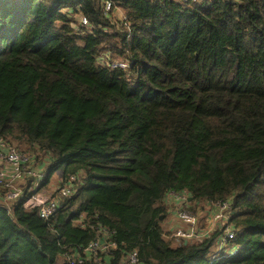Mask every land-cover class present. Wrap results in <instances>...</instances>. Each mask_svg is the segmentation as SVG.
<instances>
[{"label":"trees","instance_id":"trees-1","mask_svg":"<svg viewBox=\"0 0 264 264\" xmlns=\"http://www.w3.org/2000/svg\"><path fill=\"white\" fill-rule=\"evenodd\" d=\"M0 137L72 189L0 188V264H264V0H0ZM172 192L230 204L226 249L176 243Z\"/></svg>","mask_w":264,"mask_h":264},{"label":"built area","instance_id":"built-area-1","mask_svg":"<svg viewBox=\"0 0 264 264\" xmlns=\"http://www.w3.org/2000/svg\"><path fill=\"white\" fill-rule=\"evenodd\" d=\"M196 3H206L210 0H191ZM112 11L111 2H107L105 6V12L108 14ZM83 25L88 24L86 18H82ZM113 67H121L128 69V66L124 62L115 63ZM0 188L3 190V203L8 204L17 200H22L25 208L31 211H37L39 215L47 219L58 211L59 202L62 197L70 195L72 189L70 185L62 186L53 192H44L45 186H41L40 182L46 176V172L40 170L35 166V158L33 155L20 151L15 145L4 141L0 137ZM76 177H72V183L76 180ZM171 197H177L180 204L177 207L176 214L180 221L183 222L185 227H179L174 230L172 238L177 244L183 242L194 241L195 239H205L210 237L216 229H223L224 234L220 238V250L227 248L228 240L235 237L237 231L227 222L230 214V204L217 203L211 208H219V212L214 213V222L216 226L212 229V233L207 235L201 232L200 227L197 226V217L192 211L190 204V196L187 193L177 194L170 193L166 201L170 202ZM211 210V211H212ZM212 216L210 215V220ZM111 245L99 244L97 242L92 243L87 251L96 253L101 250L107 251ZM238 249H232L227 256L231 257L236 255ZM99 260V259H97ZM130 264H139V259L136 252H133L129 256ZM74 264V262H71Z\"/></svg>","mask_w":264,"mask_h":264},{"label":"rangeland","instance_id":"rangeland-1","mask_svg":"<svg viewBox=\"0 0 264 264\" xmlns=\"http://www.w3.org/2000/svg\"><path fill=\"white\" fill-rule=\"evenodd\" d=\"M119 15H122L121 10H119ZM17 146V144H15ZM22 148H25L23 146H21ZM21 149V148H20ZM58 181H59V175L58 174H54L52 175V177L50 178V184L49 186L46 185L45 189H43L44 192H53L55 187L58 185ZM50 188V189H49ZM178 204H180V201H178L177 197H171L170 198V206L173 208H177L179 207ZM190 204H191V200H190ZM9 206V204H7ZM191 208L192 211L194 212V214L197 217V226L200 227V229L202 230L201 232L203 233V237H204V233L207 235H210L212 233V229H214V227L216 226V223L214 222V213L219 212V208H215L213 211L206 213V211L204 210V206L202 204H200L199 206L195 205V204H191ZM177 210V209H176ZM209 211V209H207ZM211 215L212 219L210 224L208 225L206 218L207 216ZM168 217H163L162 219L164 220L163 225H167V223H170V221L172 222V226L173 228L176 226L175 229H177V227H185V225L183 224L182 221H180L176 216H172L171 213H169L167 215ZM180 225L177 226L179 223ZM207 223V224H206ZM205 226V227H204ZM173 229V231L175 230ZM200 239H195L194 242L199 241ZM63 259H60L59 263L62 264Z\"/></svg>","mask_w":264,"mask_h":264},{"label":"crops","instance_id":"crops-1","mask_svg":"<svg viewBox=\"0 0 264 264\" xmlns=\"http://www.w3.org/2000/svg\"><path fill=\"white\" fill-rule=\"evenodd\" d=\"M1 160V159H0ZM1 162V161H0ZM170 204V202H168V205ZM193 205V204H192ZM196 205V204H195ZM176 209L177 208H171V210H170V212L169 213H171L172 214V216H176L177 214H176ZM207 209H209V211L207 210ZM204 210L206 211V213H209V212H211V210H212V208L209 206L208 207V205H206L205 207H204ZM213 211V210H212ZM166 217H168V216H166ZM176 219H178V217L176 218ZM206 221H207V223H208V225L210 224V222H211V220H210V215L209 216H207V218H206ZM179 223V222H178ZM206 223V224H207ZM180 225V223L177 225V226H179ZM165 226V229H166V231H173V229H175L176 228V226L173 228V226H172V222L170 221V223H167V225L165 224L164 225ZM177 228H179V227H177Z\"/></svg>","mask_w":264,"mask_h":264},{"label":"water","instance_id":"water-1","mask_svg":"<svg viewBox=\"0 0 264 264\" xmlns=\"http://www.w3.org/2000/svg\"><path fill=\"white\" fill-rule=\"evenodd\" d=\"M193 199V197H190V200H192ZM163 217H161V219H162Z\"/></svg>","mask_w":264,"mask_h":264}]
</instances>
